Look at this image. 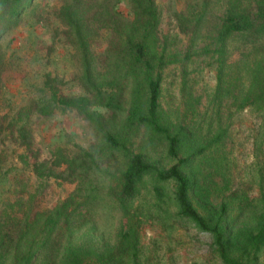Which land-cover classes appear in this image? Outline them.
I'll list each match as a JSON object with an SVG mask.
<instances>
[{
  "label": "trees",
  "instance_id": "16d2710c",
  "mask_svg": "<svg viewBox=\"0 0 264 264\" xmlns=\"http://www.w3.org/2000/svg\"><path fill=\"white\" fill-rule=\"evenodd\" d=\"M34 1L0 0V78L7 70L21 69L20 57L2 50V39L23 18L36 16L50 0L42 5ZM222 1L220 21L211 32L210 45L204 48L216 63L217 88L226 76L245 79L246 86L240 91L242 107L264 105V0ZM53 9L64 25L65 41L73 49L72 65L83 92L61 94L53 86L54 78L45 72L41 84L32 85L34 92L9 117V134L28 148L34 140V125H42L45 117L63 107L82 116L92 128L93 140L73 150L62 137L53 138L50 158L32 162V170L40 178L79 181L77 193L51 209L36 211L32 218L8 216L4 209V215L0 214V264H36L38 259L42 264L136 262L138 233L128 216L129 202L145 176L174 183L178 215L210 234L214 252L223 264H263L264 174L258 178L255 198L232 191L215 196L211 183L200 177L201 164L210 159L203 151L210 144L199 143L192 127L170 121L161 106L163 72L179 53L170 49L167 37L162 40L158 36L156 0H58ZM209 11V0H187L174 16L181 29L196 35ZM236 51L233 65L237 72L232 74L226 63ZM2 104L5 99L0 97V113ZM62 125V134L71 135ZM140 127L165 140L167 154L175 163L162 167L144 151L128 148L133 130ZM221 136L218 132L213 143ZM181 152L183 156H179ZM211 160L222 163L216 157ZM113 170L118 172L115 196L125 222L107 239L94 223L80 222L78 216L89 211L90 203L98 197L92 181ZM153 188L161 199L159 186ZM82 190L84 195L78 192ZM6 224L9 235L3 233Z\"/></svg>",
  "mask_w": 264,
  "mask_h": 264
},
{
  "label": "rangeland",
  "instance_id": "374dc122",
  "mask_svg": "<svg viewBox=\"0 0 264 264\" xmlns=\"http://www.w3.org/2000/svg\"><path fill=\"white\" fill-rule=\"evenodd\" d=\"M44 1L34 2L42 5ZM56 2L58 0L45 1L48 5L41 6L36 16L23 18L1 42L2 50L7 55H18L21 65L19 71L7 70L0 78V97L5 99L0 113L1 215L5 209L8 216L29 215L32 218L36 211L51 209L75 191L77 193L79 181L40 178L32 170V162L36 158H50L49 144L53 138L62 137L65 145L73 150L77 146L86 147L93 140L92 128L82 116L74 109L63 107H57L52 117H45L42 125H34L30 147L19 145L9 134V117L34 92L32 85L41 84L45 72L54 78L53 86L61 94L83 92L72 65L73 49L66 43L64 25L53 9ZM156 2L160 15L158 36L162 40L167 37L170 49L179 53L162 75L160 102L167 118L175 124L192 127L199 143L210 144V148L203 151L210 159L201 164L200 177L211 183L215 196L232 191L255 198L259 193L258 178L264 174V105L252 103L242 107L240 91L246 86L245 79L226 76L217 88L216 63L211 53L204 49L210 45L211 32L220 21L223 1L209 0L210 11L196 35L190 29H181L174 16L175 11L184 8L187 0ZM122 8L127 11L126 5ZM237 56L238 51L226 63L232 74L237 72L233 65ZM103 88L112 90V87ZM60 123L64 132H71V135L62 134ZM218 132H222V136L218 143H213ZM133 135L129 149L144 151L162 167L175 163L176 160L168 156L166 142L160 135L144 127L134 129ZM214 157L222 159V163H214L211 160ZM117 178L116 170L96 177L92 185L98 197L90 203L89 211L83 210V215L78 216L80 222L94 223L107 239L113 238L125 222L116 202ZM154 185L159 186L163 194L161 199L157 198ZM110 186L114 189L110 190ZM173 196L172 181L157 182L149 176L141 181L138 192L129 202L128 216L138 233L136 262L132 264H223L214 252L210 234L178 215ZM2 229L6 233L8 224ZM262 259L264 264V250ZM42 261L38 259L36 264Z\"/></svg>",
  "mask_w": 264,
  "mask_h": 264
}]
</instances>
